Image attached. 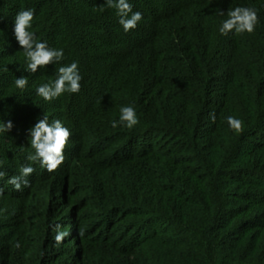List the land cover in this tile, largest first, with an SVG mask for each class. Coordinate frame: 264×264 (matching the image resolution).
I'll list each match as a JSON object with an SVG mask.
<instances>
[{
	"label": "trees",
	"instance_id": "obj_1",
	"mask_svg": "<svg viewBox=\"0 0 264 264\" xmlns=\"http://www.w3.org/2000/svg\"><path fill=\"white\" fill-rule=\"evenodd\" d=\"M128 2L143 19L126 32L106 0H0V119L13 123L0 133V264H264V0ZM238 6L257 11L255 31L221 35ZM22 8L64 52L34 74L14 35ZM72 62L80 91L39 97ZM45 114L72 133L54 172L26 158ZM29 163L17 190L8 180Z\"/></svg>",
	"mask_w": 264,
	"mask_h": 264
},
{
	"label": "clouds",
	"instance_id": "obj_2",
	"mask_svg": "<svg viewBox=\"0 0 264 264\" xmlns=\"http://www.w3.org/2000/svg\"><path fill=\"white\" fill-rule=\"evenodd\" d=\"M106 5L109 8L116 9V14L120 18L119 24L124 31L135 29L139 22L143 19L142 13L139 11L133 12L132 5L128 0H106ZM103 10V7H101ZM219 15H225L222 11ZM227 19L223 20L222 26L219 28L221 35L227 36L229 33H234L239 36L244 33L251 34L255 31L256 25L260 22L257 11L251 7L238 6L227 11ZM35 17L34 9H21L14 18V35L19 46L23 50L24 58L27 62L26 71L36 73L39 69L46 68L49 64L61 61L64 58L62 49L50 48L46 42L38 40L34 33L30 31L32 21ZM82 77L79 73L77 62H72L70 65L61 66L58 69V75L55 80L44 83L36 88V93L45 101H52L59 98L65 93H78L80 91V81ZM28 86V77L21 76L16 78L15 87L25 89ZM215 120V116L212 115ZM227 123L231 129L236 132L243 131V121L234 117L228 116ZM139 123V118L136 110L131 106H123L120 108L119 124L131 129ZM118 122L113 121L112 127H117ZM13 128L11 120L4 122L0 119V133H7ZM30 147L34 152L27 155V160L31 163L39 162L40 166L48 172L58 170L65 160L64 152L71 138V131L64 126L59 119L49 121L45 114L42 119H38L34 126L29 130ZM3 161H0L2 165ZM29 163L22 166L20 176H13L8 180V183L14 185L17 190H20L21 184L28 186L29 181L25 177L30 176L34 172V168ZM6 175L0 171V178ZM0 189V195H2ZM67 233H60L56 236L57 242L63 239ZM83 235V229L80 230ZM19 247V244H17Z\"/></svg>",
	"mask_w": 264,
	"mask_h": 264
}]
</instances>
